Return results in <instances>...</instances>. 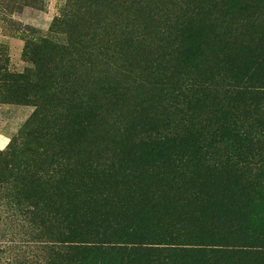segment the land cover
I'll use <instances>...</instances> for the list:
<instances>
[{"label": "trees", "instance_id": "1", "mask_svg": "<svg viewBox=\"0 0 264 264\" xmlns=\"http://www.w3.org/2000/svg\"><path fill=\"white\" fill-rule=\"evenodd\" d=\"M82 1L38 71L2 79L34 111L0 150V201L54 229L40 264H264V0H188L161 20L160 0H129L138 22L114 46L135 94L39 70L92 58L78 21L105 0Z\"/></svg>", "mask_w": 264, "mask_h": 264}, {"label": "rangeland", "instance_id": "2", "mask_svg": "<svg viewBox=\"0 0 264 264\" xmlns=\"http://www.w3.org/2000/svg\"><path fill=\"white\" fill-rule=\"evenodd\" d=\"M0 0V150L18 134L34 111L31 104H19L5 101L2 79L7 74L22 73L34 68L33 60L40 56L41 41L64 43L68 37L66 22L76 21L75 11L82 0ZM167 6V11L160 17L172 18L182 15L188 0H160ZM74 3V2H73ZM92 22L90 34L92 58L80 53L70 54V62L61 63L58 58L51 63L41 65L55 68L60 85L64 80L74 84L90 85L95 88L111 78L128 83L134 92L135 82L139 81L132 66L122 61V52L114 46L120 38H125L130 24L138 22L135 9L129 0H105L95 8L92 4V17L83 16L79 27L85 22ZM137 25V23H136ZM163 29V25H161ZM86 32L85 29H82ZM157 34L148 40L156 42ZM162 38V37H161ZM56 61V62H55ZM63 64V65H62ZM68 72V77L60 73ZM112 81V80H111ZM135 81V82H134ZM134 82V83H133ZM121 84V83H120ZM0 201V264H40L50 255L49 246L53 237V228L39 227L31 223L29 215L12 213ZM53 229V230H52Z\"/></svg>", "mask_w": 264, "mask_h": 264}]
</instances>
